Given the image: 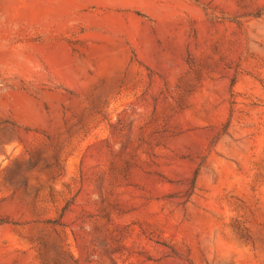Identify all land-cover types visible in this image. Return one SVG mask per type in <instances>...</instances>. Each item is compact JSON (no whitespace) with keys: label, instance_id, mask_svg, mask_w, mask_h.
I'll return each mask as SVG.
<instances>
[{"label":"rangeland","instance_id":"rangeland-1","mask_svg":"<svg viewBox=\"0 0 264 264\" xmlns=\"http://www.w3.org/2000/svg\"><path fill=\"white\" fill-rule=\"evenodd\" d=\"M0 264H264V0H0Z\"/></svg>","mask_w":264,"mask_h":264}]
</instances>
